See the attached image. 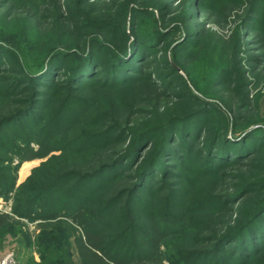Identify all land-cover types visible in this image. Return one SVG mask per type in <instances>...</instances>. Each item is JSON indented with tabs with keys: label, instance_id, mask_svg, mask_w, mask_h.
Wrapping results in <instances>:
<instances>
[{
	"label": "trees",
	"instance_id": "1",
	"mask_svg": "<svg viewBox=\"0 0 264 264\" xmlns=\"http://www.w3.org/2000/svg\"><path fill=\"white\" fill-rule=\"evenodd\" d=\"M13 1L0 0V197L12 200L0 232L38 222L42 264L66 262L71 237L77 264H264V125L230 121L231 105L209 101L235 76L231 63L211 72L206 92L180 62L207 22L221 25L232 0H52L53 32L66 41L61 49L46 43L32 71L22 43L40 31L38 13L24 8L9 19L3 11ZM239 25L234 65L245 35L264 32V0L248 2ZM248 77L232 88L245 90L241 109ZM128 90H141L138 107L170 109L120 124L114 117L138 108L119 98L103 109V95ZM57 149L72 159L68 170L49 162L16 187L19 153ZM235 169L245 176H232ZM231 179L238 182L226 189ZM220 216L224 228L214 235ZM53 249L63 251L55 261Z\"/></svg>",
	"mask_w": 264,
	"mask_h": 264
},
{
	"label": "rangeland",
	"instance_id": "2",
	"mask_svg": "<svg viewBox=\"0 0 264 264\" xmlns=\"http://www.w3.org/2000/svg\"><path fill=\"white\" fill-rule=\"evenodd\" d=\"M61 1L62 0H60V2ZM250 1L251 0H232L231 5H229L226 9L227 11L223 10V12L226 14V18H222L221 25L213 23L212 21L207 22L204 25L205 32L202 40L199 42L200 44L197 50L192 56H186V58L180 57V62L181 60L185 62L184 66H186L190 71L191 79L189 80H192V82L195 83V85L200 88V90L206 92H208L207 83L209 81L211 72H213L214 69L220 64L231 63V65L234 67V69L232 70L235 71V76L228 84L223 87L221 91H217L214 96H212L213 98L209 99V101L213 100L215 104L218 103L224 111H226L227 108V110H229V106L231 105L233 113L230 115L229 120L236 121V116H239L241 120L238 121L239 124H241V122L245 123V121L243 120H246L249 122V124L252 125L250 128H254L264 125V62H261L259 64L258 62L250 61V58H255L256 56L264 54V32L261 35L259 34L257 37V32L253 31V29L251 33L247 31V33L249 34L245 35L246 38L245 40L243 39L241 43L242 55L239 56V62L241 64L234 65L235 62H238V58L232 55L231 50V47L235 42V38L237 37V35L235 34L236 29L240 26L239 24L244 18V11L248 7V2ZM51 2L52 0H15L3 11L6 15L9 13L8 18H11L12 20L16 18V16H18L19 18L22 17L19 12H21V10L23 11L24 8H33V12H35L36 14L38 13V17L36 16V20H38V23L41 26L40 31H38V33H34L32 36L30 35L31 37H28L27 41H24V43H22L23 58H26L22 63L25 66H29L28 69H30L31 71L38 66L35 65V63H39V61L43 58L42 54L43 50L45 49L43 47H45L46 43L53 44V46L50 47L61 49V45L66 41L65 37L63 39L57 38L55 36V32H53L55 28L51 26L52 20L49 15L51 12V6L53 5V3ZM35 5H38V7L34 8ZM229 8L231 9V11L228 13V10H230ZM1 26H3V24H1ZM8 26H10V29H14V26H16V24L6 21V27L3 28H7ZM48 34L50 35L49 37ZM46 35L47 38L44 37ZM257 39L259 40L256 41ZM253 41H256L257 43ZM247 43L249 45H247ZM32 48L33 50H31ZM28 50L31 51L27 52ZM167 53H169V51ZM178 72L180 75L184 76L183 72L179 69ZM246 75L249 76L248 80L250 83V86L248 87L249 101L247 109H241L243 106L242 102H244L243 95L245 90L240 88V90L234 91L232 90V88H237L243 82L244 76ZM194 93L203 99L202 95H200L196 90H194ZM141 95V90H137V92L135 90L120 91L111 95H103L105 102H102V107L103 109L109 108L114 110L118 105V102H120V98L124 99L130 105L132 104L133 108H138L137 110L139 111V113L131 114L130 107L128 109H125L123 113H120V116L114 117L115 120L120 124L124 123L125 121L139 122L143 118H145L143 114H146V112H148L149 110H158V112H161L167 107L168 110L170 109L168 105L167 107L165 105L155 106L152 105V102L150 103V107H147V105L143 104H140V106L138 107V96ZM145 100L147 102V99ZM177 112L178 111L176 110V112H171L170 114L174 115ZM80 123H82L81 119L78 124L80 125ZM14 127L15 125H12L11 128ZM31 147L35 152L40 150L38 145L32 144ZM19 155L23 158L16 171V187L23 184L31 175L33 170L39 169L46 163L50 162L48 164V169H63V171H65L69 169L68 164L72 162V159L67 156L63 157L62 155L61 157H59L61 155V151L58 149L49 152L44 157H30L31 155L28 152H21L19 153ZM18 162L19 159L15 158L13 165L18 164ZM244 173L245 170L242 169H235L230 172V174L232 176H235L236 178H242L243 176H245ZM205 182L207 183L209 181ZM237 182V180L231 179L228 181V183H226L227 186H225V188L228 189L230 186L232 187L236 185ZM213 183L215 184L216 182ZM124 185V182H122L119 187H124ZM191 187H188V189L190 190ZM11 207V199L9 201H4V199L0 197V215H12ZM237 213L239 214V209L236 210L235 214L237 215ZM221 217L223 216L219 217L217 226L213 227L214 235L218 234L224 228L223 225L219 224L221 220L224 219ZM21 223L22 224H20L19 226L16 225V227H14L12 235H4V233L0 232V246L5 249L3 251L4 257L1 258L0 261L4 260L7 256H11L12 264H42L43 260L39 251V244L37 242L41 227H39L38 222L29 223L25 220H22ZM211 224L212 223H207L206 226L209 227ZM63 232L64 230L61 231V236ZM5 237L6 241L4 242L3 239ZM60 238L62 239V237ZM68 241L71 242V247L66 248L69 254L68 256H64V261L66 262L60 261L56 264L78 263V256L74 248L73 237L68 238ZM53 250L54 252L52 253V255L49 254L48 256H50L49 258H52L54 259L53 261H55L60 258L58 255H61L63 251L58 253V249ZM170 253H173V251ZM177 260L178 259H176L175 262ZM160 264L172 263L169 262L166 258H163Z\"/></svg>",
	"mask_w": 264,
	"mask_h": 264
},
{
	"label": "built area",
	"instance_id": "3",
	"mask_svg": "<svg viewBox=\"0 0 264 264\" xmlns=\"http://www.w3.org/2000/svg\"><path fill=\"white\" fill-rule=\"evenodd\" d=\"M0 264H12L11 256H7L4 260L0 261Z\"/></svg>",
	"mask_w": 264,
	"mask_h": 264
},
{
	"label": "crops",
	"instance_id": "4",
	"mask_svg": "<svg viewBox=\"0 0 264 264\" xmlns=\"http://www.w3.org/2000/svg\"><path fill=\"white\" fill-rule=\"evenodd\" d=\"M3 241H4V242L6 241V237L3 239ZM3 241H2V242H3ZM1 248H2V247L0 246V260H1V258L4 257V253H3V251L5 250L4 248H2L3 250H2ZM5 252H6V251H5Z\"/></svg>",
	"mask_w": 264,
	"mask_h": 264
}]
</instances>
